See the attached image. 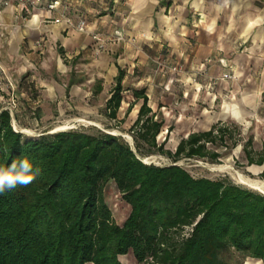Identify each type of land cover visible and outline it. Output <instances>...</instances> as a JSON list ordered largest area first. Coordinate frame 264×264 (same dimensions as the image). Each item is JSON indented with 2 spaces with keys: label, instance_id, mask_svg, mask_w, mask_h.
<instances>
[{
  "label": "trees",
  "instance_id": "1",
  "mask_svg": "<svg viewBox=\"0 0 264 264\" xmlns=\"http://www.w3.org/2000/svg\"><path fill=\"white\" fill-rule=\"evenodd\" d=\"M123 76L119 69L105 103L113 119ZM132 94L127 113L142 101L129 128L134 148L101 129L28 137L14 128L8 109L0 110V167L27 159L35 174L26 187L0 194V264H124L119 256L131 251L142 264H242L247 257L264 264V194L228 177H196L177 163L218 162V147L233 148L240 138L219 120L165 148L158 142L164 119L144 89ZM251 141L243 151L249 164L261 165L264 148L255 157ZM153 153L171 162L140 157ZM109 181L130 205L121 225L105 201Z\"/></svg>",
  "mask_w": 264,
  "mask_h": 264
},
{
  "label": "crops",
  "instance_id": "2",
  "mask_svg": "<svg viewBox=\"0 0 264 264\" xmlns=\"http://www.w3.org/2000/svg\"><path fill=\"white\" fill-rule=\"evenodd\" d=\"M69 4L71 15L87 18L92 31L106 37L115 29L123 31L124 40H107L102 48L107 59L113 58L111 73L115 78L123 70L122 82L128 81L123 91L144 89L148 105L164 123L187 125L180 138L223 121L232 107L233 116L237 106L245 111L264 107V0ZM56 15L45 10L22 14L14 0H0V65L7 75L22 74L44 51L64 65L68 58L75 61L95 50L91 33L51 22ZM185 107H194V113L182 111Z\"/></svg>",
  "mask_w": 264,
  "mask_h": 264
},
{
  "label": "rangeland",
  "instance_id": "3",
  "mask_svg": "<svg viewBox=\"0 0 264 264\" xmlns=\"http://www.w3.org/2000/svg\"><path fill=\"white\" fill-rule=\"evenodd\" d=\"M103 46H97L89 54L64 65L57 62V56L44 51L36 58L32 67L18 76L0 74V106H10L11 98L15 100L12 124L17 131L28 137H38L46 133L64 130H85L95 132L98 129L121 135L133 148L134 141L129 128L136 118L139 103L127 113L128 106L133 102L132 91H122V102L116 119L105 113L106 99L110 95L115 78L111 73L113 58L107 59L103 54ZM47 60V65L42 61ZM14 83L9 87L8 79ZM123 80V78H122ZM73 84H70V83ZM128 81L122 82L126 86ZM72 85V86H71ZM185 107L182 111L194 113V107ZM218 111L221 106L217 107ZM223 121L231 132L232 138H240L233 147L220 145L222 153L218 162L206 159H181L177 163L185 167L196 177L210 178L228 177L236 183L246 185L264 194V189L250 186L244 179L264 185V162L261 165L249 164L243 151V143L251 138L250 148L257 153L264 148V107L256 106L244 110L238 106L233 116L231 110ZM173 120V119H172ZM196 124V123H195ZM194 124V126H195ZM181 123L173 121L164 123L158 142H164L165 148L175 149L180 135L188 130L181 128ZM129 135V137H128ZM233 139L227 141L230 143ZM143 161L157 165H166L171 159L160 153L140 155ZM105 201L117 224H122L130 212V205L122 198L113 181L104 187ZM124 264L134 258L132 251L120 257ZM135 264H142L135 261ZM242 264H262L254 257H247Z\"/></svg>",
  "mask_w": 264,
  "mask_h": 264
},
{
  "label": "built area",
  "instance_id": "4",
  "mask_svg": "<svg viewBox=\"0 0 264 264\" xmlns=\"http://www.w3.org/2000/svg\"><path fill=\"white\" fill-rule=\"evenodd\" d=\"M16 2V5L19 9V11L22 14H30L35 10H45V11H58V15L50 18L51 22L54 23H65L68 28L75 29L81 32H89L92 34L93 39L96 41L97 46L102 47L104 46L105 42L107 40H116V41H122L125 38V35L122 30L115 29L113 31L112 35H109L108 37L102 35L99 32H94L89 27V21L85 17L75 18L71 15L69 11L70 2L72 0H14ZM9 0H3L4 4H8ZM47 19L45 20V22ZM1 29H2V22L0 19V35H1ZM222 63L223 60H221ZM225 64V63H224ZM173 69H176V67H173ZM0 74L4 76L7 75L4 71L3 67L0 65ZM8 86L14 87V83L8 79ZM15 107V100L14 98H11V105L5 107L8 109L13 115V108Z\"/></svg>",
  "mask_w": 264,
  "mask_h": 264
},
{
  "label": "clouds",
  "instance_id": "5",
  "mask_svg": "<svg viewBox=\"0 0 264 264\" xmlns=\"http://www.w3.org/2000/svg\"><path fill=\"white\" fill-rule=\"evenodd\" d=\"M34 178L32 165L27 159L19 162L14 160L7 167H0V194L14 189L17 185L26 187Z\"/></svg>",
  "mask_w": 264,
  "mask_h": 264
},
{
  "label": "bare ground",
  "instance_id": "6",
  "mask_svg": "<svg viewBox=\"0 0 264 264\" xmlns=\"http://www.w3.org/2000/svg\"><path fill=\"white\" fill-rule=\"evenodd\" d=\"M128 137H129V135H128ZM250 186H252V187H254V188H256V189H260V190H263L264 189V185H262V184H259V183H257V182H254V181H251V180H246V179H244Z\"/></svg>",
  "mask_w": 264,
  "mask_h": 264
}]
</instances>
